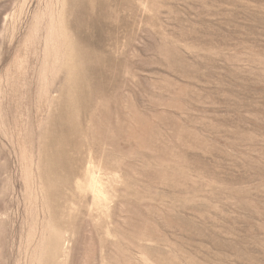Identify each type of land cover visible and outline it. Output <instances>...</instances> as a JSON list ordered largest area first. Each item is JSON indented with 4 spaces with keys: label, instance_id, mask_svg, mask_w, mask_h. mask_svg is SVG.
I'll return each instance as SVG.
<instances>
[{
    "label": "rangeland",
    "instance_id": "obj_1",
    "mask_svg": "<svg viewBox=\"0 0 264 264\" xmlns=\"http://www.w3.org/2000/svg\"><path fill=\"white\" fill-rule=\"evenodd\" d=\"M0 264H264V0H0Z\"/></svg>",
    "mask_w": 264,
    "mask_h": 264
}]
</instances>
